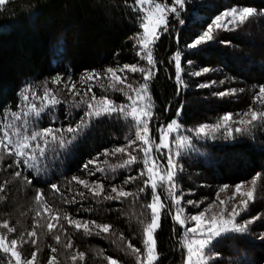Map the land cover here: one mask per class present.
<instances>
[{
    "label": "trees",
    "instance_id": "trees-1",
    "mask_svg": "<svg viewBox=\"0 0 264 264\" xmlns=\"http://www.w3.org/2000/svg\"><path fill=\"white\" fill-rule=\"evenodd\" d=\"M152 1L174 6L173 0ZM233 7L255 9V24L247 33L252 34L257 27L264 30V0H185L184 7L177 9L179 16L170 13L167 31L160 29L159 40L152 44L154 65H150L148 80L154 135L173 120L191 129L233 111V100L203 98L213 89L200 85L216 83L215 74L226 83L235 78L251 87L256 82L264 85V56L258 52L259 43L254 39L248 42L242 32L214 35L210 43L196 49L188 47L217 15ZM142 23L143 12L135 0H8L0 5V125L7 122L21 126L26 120L29 130L61 129L67 141L72 134L66 129L85 119L84 131L70 146L66 144L67 150L55 144L54 151L46 149L45 156L39 157L37 165L43 169L40 174L23 163L14 164L15 158L0 150V233L8 235L2 227L5 222L15 229L9 237L19 240L21 261L27 262L26 249L35 253L33 264H109V260L137 264L133 249L139 248L142 255L145 252L144 231L151 222L147 206L153 192L145 182L147 177L139 175L144 172L139 151L129 147L134 139V122L120 109L99 118H85V102L92 103L93 96H105L117 105L123 102L106 72L111 67L117 74L125 64H143L136 43L143 32ZM177 52L179 70L174 61ZM246 52L249 55H244ZM205 67L211 71L194 75ZM56 77H60L59 82H54ZM45 89L50 91L47 98L51 100L34 103L44 98ZM24 95L28 102L23 100ZM53 98L59 103L54 105ZM249 99L246 93L242 102ZM77 103L79 108L74 107ZM31 105L44 111L39 117L30 114L21 121L14 120L13 112L23 116ZM247 128L232 138L193 143L187 159L181 162L182 173L176 176L178 186L212 198L222 186L264 178V131L260 130V121ZM22 134L30 131L23 133L22 129ZM116 148L125 151L115 152ZM131 156L136 160L125 164ZM162 164L166 167V162ZM16 171L21 172L20 177L14 175ZM79 180L87 181L89 187ZM100 184L103 191L95 196ZM112 187L130 195L109 200L106 191ZM22 190L26 202L21 201ZM37 193H42L45 203L56 210L53 228L33 208L35 202L30 198L36 200ZM159 194L165 208L155 232L154 264H185L183 228L174 219L172 200L161 190ZM250 209L254 215L264 213L261 203H253ZM260 219L246 233H231L215 242L210 264H264V219ZM75 220L111 227L107 233L90 235L70 223ZM69 243L71 248L67 247ZM14 262L10 253L0 249V264Z\"/></svg>",
    "mask_w": 264,
    "mask_h": 264
},
{
    "label": "snow or ice",
    "instance_id": "snow-or-ice-1",
    "mask_svg": "<svg viewBox=\"0 0 264 264\" xmlns=\"http://www.w3.org/2000/svg\"><path fill=\"white\" fill-rule=\"evenodd\" d=\"M4 3L5 0H0V5H3ZM135 3L140 5L141 8L147 6V10L145 12V15L143 16L142 23L144 34L139 37L136 43L140 46V50L144 52V59H146L147 64L154 65L153 52L149 45L159 40V33L161 28H163L164 31H167L168 13H173L176 16H179V12L177 9L184 7L185 0H173L174 6L171 8H169L166 4L163 3H153L152 0H135ZM254 14L255 9L251 7H244L239 11L237 10V8L233 7L230 10L223 12L221 15H217L215 19L211 22V24L206 27V30H204L199 35V37L194 40L193 43L188 45V47L191 49H196L197 46H202L205 43L212 41L213 28L217 30H226L229 25H232L233 27L242 25L249 17L253 16ZM174 61L176 69L179 70L181 66L179 52L176 53ZM124 68H127L131 73L140 72L143 74L145 83L141 86L142 93H138V95L140 96L141 100L145 98L149 100V103L145 104L144 107L141 108L139 111H137L134 107L130 115L136 123V138L137 140L141 141L145 146L143 148L145 157L143 163L146 166V172L141 171L139 175L147 177L145 182L146 184L150 185V188L153 192L151 203L147 206L151 211V222L147 224L145 228L143 239V244L146 246L147 254L143 256L141 264H145V262L146 264H154V261L156 260L157 245L154 233L160 227L161 210L165 208V204L161 203L160 201V196L156 194V189L158 187V183L161 187H164L167 184L169 185V191L171 194V190L176 187V185L173 183V178L175 175V164L173 162V157L179 155V149L191 148L193 146V142L191 139V135L185 136L180 134L174 137L175 145L178 151L176 153H172L171 151H169L165 157H162L163 159H166L167 162L165 175H160V173L155 170V166H149L150 161L148 157L151 153L153 145L148 139V121L151 118V98L147 96V81L151 77V70L146 71L144 68H137L134 65L129 68L127 64L124 65ZM202 71L204 73H208L209 71H211V69L205 67ZM107 72L111 73L112 77H115L116 80L120 79L119 77L115 76L113 68H107ZM194 75L200 76L201 72L196 71ZM89 78H91V74H89ZM176 79L178 81L180 80L179 74H177ZM59 80L60 77H56L54 82H59ZM200 87H209V84H201ZM129 88H131V85H129ZM227 94V92L220 93L221 96ZM49 95L50 91L48 89H45L44 98L46 99ZM28 99L29 98L27 95L23 96V100L25 102H28ZM92 99L95 101L94 96ZM257 99L264 102V85L259 87V95ZM129 100L133 105L138 106V100L136 98L130 96ZM52 103L55 105L58 104L59 101L53 98ZM85 103L87 104L85 118L93 116L99 118L103 114H112L117 111L116 108L111 107V101L107 100L106 98L102 99L97 103ZM74 107L79 108L80 104L77 103L74 105ZM43 111V108L37 109L35 105H31L26 111H23V116L20 112H13L12 117L16 121H21L24 117H27L30 114L35 117H39ZM120 112L125 113L126 110L121 107ZM245 115H250L251 118L247 120H240L239 124L245 126H252L255 121H260V130L264 131V112L250 111L249 113H245ZM232 120V115L226 114L222 117L221 122L203 123L195 130L194 135L195 137L200 139H216V134L223 130L226 136L231 138L233 136V128L227 122ZM84 123L85 119L82 118L81 124H77L75 127L69 126L66 131L67 133L72 135L71 139H68L66 141L64 136L61 134V129L59 128L55 130L51 127L42 130H29L28 122L26 120H24L21 126H17L15 123L5 122L4 124L0 125V150L6 152L10 156H13L15 158L14 164L23 163L27 169H34L37 174H40L43 169L38 167L37 165L39 157L45 156L46 149H51L54 151L55 149L53 146L55 144H59L61 149L67 150L66 144L70 146L73 141L76 140L77 136L84 131ZM22 129L23 133H28L30 131V134H22ZM179 129L180 125L177 124L174 120L167 123L165 128L159 129L160 143L155 145L157 150L163 151L165 149H169V135L172 133H178ZM234 130L236 133H242L248 131L249 129L247 127H236ZM32 142H35L34 146ZM135 142L136 141H132V143ZM124 151V148L115 149V152L119 153H123ZM2 158L3 157L0 156V159ZM135 160L136 157L131 156L130 159L125 162V164H130ZM12 166L13 165H9V167ZM84 167L85 169H87L88 164H85ZM95 171L103 172L104 170L96 169ZM14 175L16 177H20L21 172L16 171ZM72 179L76 180L77 178L73 177ZM27 182L30 183L31 181L29 180ZM79 183L84 185L86 188L89 187L87 181L85 180H79ZM124 183H128V180H125ZM252 184H256L255 179L252 180ZM51 187L53 189L57 188L55 184H52ZM99 188V192L94 191L95 196H99L101 194V192L103 191V184H100ZM2 191L3 188L0 187V192ZM141 191H143V189H141ZM235 191L237 193H240L241 185L237 184L235 187ZM111 192L116 193L117 195L108 196L107 199L109 200L119 199L121 197H127L130 195V193L125 192L123 190H120L118 192L116 187H112ZM243 195L246 196L248 199L241 200L240 205L237 207L247 209L249 200L253 198V192L248 191L243 193ZM173 199L175 204L178 206V210L176 211L174 217L175 221L178 222L181 226L185 225L187 219H190L195 223L194 227H189L184 232L183 248L186 250V264H210V257L213 255L214 241L216 243H219L220 239L225 234L229 233L244 234L248 231V225L252 223V221H248L247 223L237 222L236 218L240 216V211L237 210V207H233L230 211L225 209V211L227 212V216L222 213L219 218L213 216L210 220L207 221L205 220L203 210H201L198 214H193L189 217H183V208L179 207L181 204V199L175 197H173ZM43 200V194L37 193L36 201L38 203H41L43 202ZM187 203L195 205V202L193 201H188ZM255 219H259V217H256ZM70 223L74 224L77 229L83 227L86 233L91 234L87 223L83 225H81L79 221H70ZM93 223L95 222L93 221ZM48 226L49 228L52 227L51 224H49ZM2 227L8 230L9 232L15 231V229L9 227L7 222H5ZM96 227L102 232L107 233L111 226L108 224H97ZM30 235L32 237H35L36 233L32 232ZM56 239L59 240V236H57ZM5 240L6 237L0 236V249H2L4 253L10 252L12 256L15 257L14 264H20V252L15 250L17 240L12 239L10 241L11 247L5 246ZM21 240H23V237H21ZM67 247L71 248L72 245L69 243ZM129 247H131V245H129ZM52 251L55 252V249H52ZM133 251L137 253V258L140 259L142 255L141 250L139 248H135L133 249ZM83 255L84 253L81 252L80 256L83 257ZM31 258L32 260L35 259L34 252L31 254ZM73 259H75V257H73ZM26 264H31V261H27ZM110 264H116V261L110 260Z\"/></svg>",
    "mask_w": 264,
    "mask_h": 264
},
{
    "label": "rangeland",
    "instance_id": "rangeland-1",
    "mask_svg": "<svg viewBox=\"0 0 264 264\" xmlns=\"http://www.w3.org/2000/svg\"><path fill=\"white\" fill-rule=\"evenodd\" d=\"M7 1L8 0H5V3ZM152 2L153 3H162V2H158V1H152ZM138 7L143 12V16H144L145 12L147 10V6H145L144 8H141L140 5H138ZM168 7L171 8V6H168ZM241 9L242 8H237L238 11ZM228 10H230V9H227L225 11H228ZM169 15H170V13L167 14V20L169 18ZM253 17H254V15L249 17L242 25H238L235 27H233L232 25H229L226 30H217V29L213 28V40H215L214 35H217V37H220V36L226 35V34H232V33L236 34V32H242L241 34L243 36H245L246 39H249L248 42H250V39H254L257 43H259V46H260L259 50L260 51H258V52L263 57L264 56V30H261L262 28L258 29V27H257L256 31L253 32L252 34H250V32L249 33L246 32L247 29L249 30V29H252L254 27L255 19ZM143 34L144 33L142 32L141 36ZM212 41H210V42H212ZM210 42H207V43H210ZM207 43H205V44H207ZM152 44L149 45L151 50H152ZM139 50H140V46H139ZM243 51H244L243 48H241L240 52H243ZM140 54H141V58L144 62L141 66H137V68H144L146 71L150 70V65H148L146 59H144V52L140 50ZM246 54L249 55L248 52L244 53V55H246ZM200 72H201V74L204 73L203 71H200ZM106 75L108 78L112 79V82H113L112 86L113 85L116 86V91L120 92L121 95H119V96H121L123 99L122 100L123 102L119 105L111 102V107L116 108V109H120L121 107H123L126 110V112L123 113L124 116L130 120H133L132 116L130 115L133 108L135 107L136 110L139 111L141 108L144 107L145 104L149 103V100L147 98L141 100L140 96L138 95V93H142L141 86L145 83V80L143 78V74L140 72L131 73L127 68L123 67L120 69V71L117 74L115 73V76L120 78L119 80H116L115 77H112L111 73L106 72ZM106 75H104V76H106ZM256 77H259L260 81H261L260 76L255 75V78ZM253 78L254 77H252L251 79H253ZM215 81H216V83H211V84H209V87H207V88L213 89L212 93L211 94L208 93L207 95H204L203 98L206 99V98H211V96H218L220 98L225 97V99L226 100L228 99L229 102L231 100L235 101L236 107H234L233 111H231L230 113H226V114H231L233 117V120L229 121L227 123L233 128V136L232 137H234L237 134H239V133H236L234 130L236 127H242V128L248 127V126L239 124L240 120H247V119L251 118L250 115H245V113H249L250 111H257V112L263 111L262 109H264V102L257 99V97L259 95V87L262 85L260 83L256 82L251 87L250 83L245 82L244 80L239 81L235 78L230 79L229 83H226L225 79H220L219 76L216 74H215ZM147 84H148V81H147ZM129 85H131V88H129ZM221 92H227L228 94L221 96L220 95ZM246 93H249L250 99L248 102L243 103L242 102L243 96ZM130 96L133 98H136L138 100V106L133 105L131 103V101L129 100ZM147 96L150 97L149 89H147ZM104 98H106V97L104 96V97H100V98H95V101L93 100L92 103H97ZM106 99L109 100L108 98H106ZM50 100H51L50 97L46 98V99L42 98L39 101H36L34 103L40 105L41 103H47ZM150 103H151V118L148 121V125H149L148 139L153 146H152L151 153H150L148 159L150 161L149 166H155V170L157 172H159L160 175H165V169L167 168L166 159H163L162 157H165L169 151H171L172 153H176L178 151L176 148V145H175V141H174V137L176 135H180V134L185 135V136L191 135V139H192L193 143H196L197 140H202L201 142L214 141V139H212V138L200 139V138L195 137V135H194L195 130L203 123H199L197 125H194L191 129H188V128H184L177 120H174V121H176L177 124L180 125L179 132L178 133H172L169 135V149H165L163 151L157 150L155 145L160 143L159 129L165 128L167 124L161 126L158 129L157 134L154 135L153 125H152V121H151L152 115H153V112H152L153 107H152L151 99H150ZM31 104H33V103H31ZM226 114L219 116L212 123L221 122L222 117ZM103 115H105V114H103ZM88 119H90V118L87 117L86 120H88ZM133 122H134L133 123V130H134L133 141H136V142L135 143L131 142L129 147L135 146L134 150L139 151L140 156H141L140 162L142 164V169L144 170V172H146V166L143 163V160L145 159L143 148L145 146L143 145V143L141 141L137 140L136 135H135L136 123L134 120H133ZM216 137L218 139H222L224 137L229 138L226 136V134L223 132V130H221V132H218L216 134ZM189 152H190V148L189 149H183L182 148V149H179V155H176L173 157V162L175 164V175L173 178V183L176 185V187L171 190V194L169 191V185H167V184L164 187H161L158 183V187L156 189V194L160 196L161 203H163V200L161 198V195L159 194L160 190L164 192V195L166 194L165 196L167 198L172 200L171 202H172L173 207H174L173 208L174 215H175L176 211L178 210V206L175 204L173 197L181 199V204L179 207L183 208V217H189L193 214H198L201 210H203L205 220L207 221V220H210L213 216H216L217 218H219V216L222 213L225 216H227V212L225 211V209L230 211L233 207L239 206L241 200L248 199L246 196L243 195V193L248 192V191H252L253 192V198L251 200H249L247 209H242L241 207H237V210L240 211V216H238L236 218V220L238 223H241V222L247 223L248 221H252V223L248 225V229H249V227L254 225L260 218L264 219V213L262 215H254L250 211L251 206L255 202L261 203V206L264 209V178L263 177L253 178L256 180L255 185L252 184L253 179L250 181H247V182L240 183L239 184V185H241V192L240 193H237L235 191L236 185L222 186L216 191L214 197H212V198H210L209 196H200L199 193L197 192V190L191 189L190 191H183V189L180 186H178V184H177V181H176L177 177L176 176H177V174L182 173L183 165L181 162L183 159H187L186 154L189 155ZM164 162H166V167H165V165L162 164ZM98 190H100V189H98ZM24 191L22 190V195H21L22 200L21 201L26 202V199L23 198V197H26V194ZM117 191L119 192L120 190L117 189ZM106 192H107L108 196H116L117 195L116 193L111 192V188H109ZM30 200L32 202H35L36 206L34 205L33 208L36 209L37 211H39L44 216V218L46 219L45 223H47L48 225L51 224L52 228H53L55 223H56V220H57V217L55 215L56 210L53 209L52 207L48 206L44 200L41 203H38L36 200H32L31 198H30ZM112 200H114V199H112ZM188 201L195 202V205L187 203ZM221 202H223V203H221ZM161 212H162V210H161ZM256 217H259V219H255ZM75 221H79V220H75ZM79 222L81 225H83L85 223L88 224L89 231L91 232L90 235H94V234H96V232L97 233L102 232L100 229H98L96 227V225L98 224L96 222L95 223L88 222V221H79ZM99 225H101V224H99ZM194 226H195V223L193 221H191L190 219L186 220L185 225L181 226L183 228V238H184L185 230L189 227H194ZM9 227L12 228L11 226H9ZM81 229L84 230L83 227H81ZM5 231L8 233V235L4 236L0 233V236L6 237L5 246L11 247L10 241L13 239V237H9V233H11V232H9L6 229H5ZM229 234H231V233H229ZM229 234H225V235H229ZM154 237H155V233H154ZM214 243H215V241H214ZM18 245H20L19 240H17V245L15 246L16 251H17ZM145 248H146V246H145ZM24 252L26 254H28V257L25 260L31 261V264H33V260L31 258V254L33 253V250L31 251L30 249H26V250H24ZM146 254L147 253H146V249H145V252L143 253L142 257L137 260V264H141L143 256ZM156 260H157V253H156ZM22 261L20 260V264H26V262H24V261L22 262ZM155 261H154V263H155ZM108 262L110 264V260ZM116 264H119V263L116 261ZM145 264H146V262H145ZM185 264H186V261H185Z\"/></svg>",
    "mask_w": 264,
    "mask_h": 264
}]
</instances>
